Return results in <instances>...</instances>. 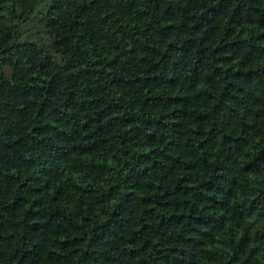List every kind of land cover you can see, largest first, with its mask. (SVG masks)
Returning a JSON list of instances; mask_svg holds the SVG:
<instances>
[{"label": "trees", "instance_id": "16d2710c", "mask_svg": "<svg viewBox=\"0 0 264 264\" xmlns=\"http://www.w3.org/2000/svg\"><path fill=\"white\" fill-rule=\"evenodd\" d=\"M0 264H264V0H0Z\"/></svg>", "mask_w": 264, "mask_h": 264}]
</instances>
